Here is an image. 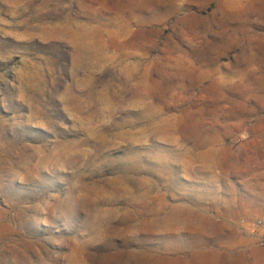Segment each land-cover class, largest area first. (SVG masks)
Listing matches in <instances>:
<instances>
[{"label":"rangeland","instance_id":"rangeland-1","mask_svg":"<svg viewBox=\"0 0 264 264\" xmlns=\"http://www.w3.org/2000/svg\"><path fill=\"white\" fill-rule=\"evenodd\" d=\"M263 228L264 0H0V264H264Z\"/></svg>","mask_w":264,"mask_h":264},{"label":"built area","instance_id":"built-area-1","mask_svg":"<svg viewBox=\"0 0 264 264\" xmlns=\"http://www.w3.org/2000/svg\"><path fill=\"white\" fill-rule=\"evenodd\" d=\"M261 220H255L252 222L253 229H256L261 226ZM260 242H264V228L261 229L260 235H259Z\"/></svg>","mask_w":264,"mask_h":264}]
</instances>
